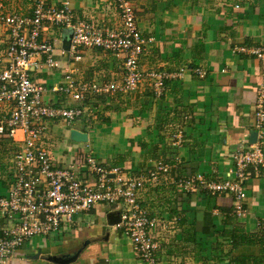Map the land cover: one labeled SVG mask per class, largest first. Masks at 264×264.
I'll list each match as a JSON object with an SVG mask.
<instances>
[{
	"label": "crops",
	"instance_id": "crops-1",
	"mask_svg": "<svg viewBox=\"0 0 264 264\" xmlns=\"http://www.w3.org/2000/svg\"><path fill=\"white\" fill-rule=\"evenodd\" d=\"M70 2L75 21L122 29L115 0ZM132 2L138 28L152 38L140 55V69L175 76L165 79L160 91L157 78L146 76L130 93H98L93 97V113L52 124L45 140L53 163L67 169L74 158L91 155L105 167L137 172L166 161L170 171L160 176L157 185L146 183L141 191L142 206L167 225L166 230L158 228L166 238L162 264H231L237 255L256 254L258 245H242L237 251L225 232L239 226L245 233L263 234L259 230L264 225L263 167L252 169L244 184L247 197L241 217L234 213L232 194L184 193L178 180L197 173L206 179L226 178L237 150L264 148V126L260 129L256 119L264 59L254 52L264 49V0ZM63 28L67 27L53 26L46 32L59 42L57 49L64 48L63 39L71 32L69 28L63 35ZM54 57L60 66L33 72L47 87L45 101L54 106L66 103L67 96L53 87L65 80L67 72L77 80L103 83L118 80L125 72V53L101 47H83L79 60L58 53ZM262 104L264 110V98ZM6 115L0 107V116ZM71 129L87 132L88 141L73 140ZM253 131L256 142L251 141ZM0 138H5L0 150L13 147L8 157L0 159L1 196L10 185L11 158L18 143ZM88 163L76 178L93 182L98 175ZM119 207L96 203L78 214L71 227L32 237L0 264H145L131 238L116 225ZM77 250L75 259L66 257Z\"/></svg>",
	"mask_w": 264,
	"mask_h": 264
},
{
	"label": "built area",
	"instance_id": "built-area-1",
	"mask_svg": "<svg viewBox=\"0 0 264 264\" xmlns=\"http://www.w3.org/2000/svg\"><path fill=\"white\" fill-rule=\"evenodd\" d=\"M22 1L29 5L30 14H27L30 9L0 13V22L7 33V45L0 50V107L7 110L6 116H0V136L18 143L11 158L9 188L0 196V259L36 235L71 227L78 214L89 211L96 203H106L120 206L116 225L131 238L141 260L145 264H162L166 238L158 233V228L166 230L167 225L142 206L141 191L146 183L157 185L160 176L170 171L171 164L158 160L151 168L127 172L120 166L100 165L93 156L86 155L82 160L74 158L67 169H61L54 165L45 139L50 126L58 120L70 122L93 113V97L98 93H130L146 76L157 78L155 85L160 91L164 80L175 75L163 71L144 73L140 69V55L152 38L144 37L138 28L132 0H115L121 16L120 31L106 30L94 22L75 21L70 0ZM53 26L71 29L69 50L59 45L57 49V39L46 34ZM83 47L125 53L123 76L108 83L87 82L67 72L65 80L53 87L67 96L66 103L49 104L44 99L45 83L33 78L32 73L60 66L54 57L57 53L73 60L81 59ZM254 52L264 59L263 48ZM263 98L264 87L256 109L260 129L264 126ZM232 158L233 170L226 178L206 179L197 173L180 178L178 185L184 193L206 190L211 194H232L234 213L241 217L245 214L247 197L244 184L250 179L252 169L264 168V148L239 149ZM88 162L98 175L93 182L76 178ZM259 230L264 234V225Z\"/></svg>",
	"mask_w": 264,
	"mask_h": 264
},
{
	"label": "trees",
	"instance_id": "trees-1",
	"mask_svg": "<svg viewBox=\"0 0 264 264\" xmlns=\"http://www.w3.org/2000/svg\"><path fill=\"white\" fill-rule=\"evenodd\" d=\"M226 236H229L234 243L235 249L242 245H258L259 251L256 254L250 255H237L231 264H262L264 263V234H250L245 233L242 227H235L230 232H225Z\"/></svg>",
	"mask_w": 264,
	"mask_h": 264
},
{
	"label": "rangeland",
	"instance_id": "rangeland-1",
	"mask_svg": "<svg viewBox=\"0 0 264 264\" xmlns=\"http://www.w3.org/2000/svg\"><path fill=\"white\" fill-rule=\"evenodd\" d=\"M29 5L23 3L22 0H0V13L3 11L7 12H13V11H28ZM69 28H63V35L67 32H69ZM5 26L1 24L0 22V50L4 49L7 45L4 37L5 33ZM4 36V37H3ZM32 77L35 78V74L32 73ZM5 138H0V145H2ZM3 148V147H2ZM13 150V147L8 146L7 150H0V159L3 157L6 158L8 155L11 154V151ZM7 154V155H6Z\"/></svg>",
	"mask_w": 264,
	"mask_h": 264
},
{
	"label": "water",
	"instance_id": "water-1",
	"mask_svg": "<svg viewBox=\"0 0 264 264\" xmlns=\"http://www.w3.org/2000/svg\"><path fill=\"white\" fill-rule=\"evenodd\" d=\"M72 37V33H67L63 39V46L65 49H69L70 48V39ZM71 138L75 141H79V142H86L88 141V133L87 132H83V131H80L78 129H71ZM256 138H257V132L256 131H253L251 133V141L252 142H256ZM113 176V175H111ZM78 251H74L73 253H69L68 255H66V257L70 258L73 260V258L75 259L76 255L78 254ZM65 257V258H66Z\"/></svg>",
	"mask_w": 264,
	"mask_h": 264
}]
</instances>
